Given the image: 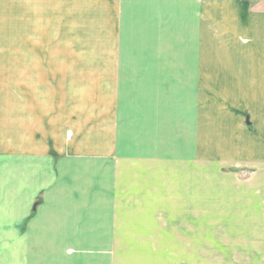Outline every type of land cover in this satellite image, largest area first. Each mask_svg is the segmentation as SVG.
Listing matches in <instances>:
<instances>
[{"label": "crops", "instance_id": "0c3cea01", "mask_svg": "<svg viewBox=\"0 0 264 264\" xmlns=\"http://www.w3.org/2000/svg\"><path fill=\"white\" fill-rule=\"evenodd\" d=\"M37 81L94 82L65 90L73 97H113L111 82L142 81L148 95L251 101L221 100L219 111L204 99L189 155L167 156L159 136L149 153L142 135L134 158L110 118L66 115L54 126L51 92L38 111ZM216 128L229 146L201 165L197 144ZM236 168L250 177L225 173ZM159 172L222 173L241 215L149 208L139 196L149 199ZM0 264H264V0H0Z\"/></svg>", "mask_w": 264, "mask_h": 264}, {"label": "rangeland", "instance_id": "374dc122", "mask_svg": "<svg viewBox=\"0 0 264 264\" xmlns=\"http://www.w3.org/2000/svg\"><path fill=\"white\" fill-rule=\"evenodd\" d=\"M56 35L57 33L54 32V39H56ZM54 39L53 42H56V45L60 43L56 41L58 39ZM45 51L46 50L43 48L38 50V56L40 53L41 55H44ZM61 52V50L54 49L52 53L54 56H60L63 55L60 54ZM93 84L94 82L89 81H37L38 101L42 104L40 105V103H38V111L41 110L43 112L41 108L45 106L44 101L47 100L48 104V100L52 98L54 103L52 108L54 126L62 123L66 115L69 116V120L74 116V118L78 120L82 119L84 121L93 119L95 122L97 121L96 123L102 121L108 122V119L110 118L113 122L116 121L117 124V145L121 148L120 152L124 154L125 138H132L134 158L138 157L141 151H143L141 144L142 135L145 136L143 137L145 141L144 145L148 142V139L150 140V143H148L150 146L149 153L155 152L154 146L151 143L153 142V136H159L162 137L160 139L164 141L165 153L167 156L172 154L173 147H175L174 153H179L181 159L182 157H186L187 154L189 155L191 153L190 145L193 141L191 138L195 134L196 138L199 140L202 132L199 124L195 129H193V126L191 125L192 122H195L194 110L200 104V101L204 99L206 101L208 100L207 102L211 104L214 110L219 111L222 109L224 110L221 100L232 105L238 102L237 99L239 102L242 100L245 104H247L248 100L251 101V98H248L247 96H211L207 98L173 96L168 90H165V95L162 96L148 95L149 91L144 90L147 88V82L142 81L111 82L110 87L114 89L116 88L117 93L119 94L113 97L66 96L65 90L67 89L83 88L88 91L87 89L94 87ZM95 84H97V82H95ZM103 84L104 83L101 82V85ZM106 84H108V82H106ZM161 84L163 88L168 89L165 81ZM183 84L186 83L182 81L181 85ZM131 91L141 92L143 95L125 96V93ZM50 92L52 95L51 98L48 96L45 98L42 97L44 94L49 95ZM158 92H161L160 87ZM61 93H64L63 97L60 96ZM62 100L64 103H62ZM90 102L93 103L92 108L89 104ZM247 108L248 107H246L242 116L248 115L250 118L251 113H248L247 110L249 108ZM67 111L68 114L66 113ZM90 112L94 115H90ZM78 113L79 117H77ZM207 115L211 116L210 113ZM224 117L233 119L232 114L229 112L224 113ZM215 119L216 117L213 116L214 125L219 122V120H216V122ZM241 119L245 120L244 118ZM156 121L159 122L158 125H156ZM55 129L56 128H54V130ZM152 129L154 131H152ZM233 130L234 129H232V131ZM196 131H198V134ZM215 131L216 134L214 131L206 133L207 135L204 134L202 136L203 140L201 139L200 142L204 143L200 145L197 144L199 154L196 157L199 159L198 163L201 165L210 163L209 160H214L215 158L219 159L223 154V147L229 146L226 142L224 144L221 140V130L216 128ZM229 131H231V129H229ZM218 166L219 165L216 167L219 168ZM170 168H172V166H170ZM236 169L239 170L238 168ZM225 173L239 174L240 177L245 179L250 177V172L244 170ZM220 174L222 173L159 172L157 189L155 177L152 179L150 176L147 181L149 182V185L151 183L154 184L152 187L153 191L149 194V199H146V197L143 196H139V199L149 200V208H151L152 204L155 205V210L157 203H159V205L162 204L163 208L161 213H164L165 216H193L197 217V219L219 220L225 217L241 215L237 213L235 209L231 208V205H228L230 202H227V193L223 191V189H230V184L226 179L221 178ZM158 190L159 193H156ZM150 210L148 209V211Z\"/></svg>", "mask_w": 264, "mask_h": 264}]
</instances>
